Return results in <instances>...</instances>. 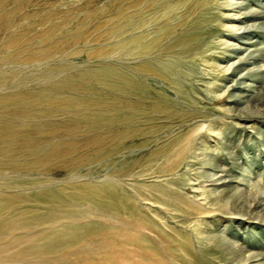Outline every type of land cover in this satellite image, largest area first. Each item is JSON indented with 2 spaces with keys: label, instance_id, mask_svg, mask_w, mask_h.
I'll return each instance as SVG.
<instances>
[{
  "label": "rangeland",
  "instance_id": "1",
  "mask_svg": "<svg viewBox=\"0 0 264 264\" xmlns=\"http://www.w3.org/2000/svg\"><path fill=\"white\" fill-rule=\"evenodd\" d=\"M224 2L0 0V264H264V97L227 92ZM196 158L235 183L202 201Z\"/></svg>",
  "mask_w": 264,
  "mask_h": 264
},
{
  "label": "bare ground",
  "instance_id": "2",
  "mask_svg": "<svg viewBox=\"0 0 264 264\" xmlns=\"http://www.w3.org/2000/svg\"><path fill=\"white\" fill-rule=\"evenodd\" d=\"M249 2L250 0H225L224 2L226 9L229 12H233L225 16V18L229 20V23L233 24L231 26H228V28L231 31L230 32L231 34H229L228 37L237 41L239 44V45L238 44L231 45L234 46L232 52L233 54L236 53L241 54L236 61L230 64L229 71L227 72V74L230 75V77H228L227 79L233 78L232 79L233 85L227 88V92L233 89L240 91L238 95H235L234 97H230L232 98L231 101L236 102L237 104H242L246 102L249 98L250 100L256 103L259 99L261 100V97H264V90H263L264 87L260 88L257 86V84L264 82L261 77L257 78L258 77L257 75L263 74L264 71V69L262 68L263 66L252 67L253 65H256L258 61L260 62L263 61L264 46L258 47L259 44L257 40L259 36L258 25L247 23V19L261 18L263 17V15L261 14L262 12L258 10H253V9L246 10L245 7L249 5ZM255 6H257L258 8L262 7V5L259 6L256 4ZM255 76L257 77L252 78ZM246 80L250 81V83L248 81L246 82ZM251 82L253 83L255 82V85H252ZM248 93H252L253 96L250 97ZM233 114L235 115L234 117L240 119V121L248 120V119L251 120L252 118L258 117L254 115L256 114L255 112H253L248 108L239 109L238 111H235ZM259 117H264V115L263 116L260 115ZM182 139H183L182 142H178L179 144L177 143L172 147L170 146L165 152L166 155L170 154L169 157L175 156L176 158L179 159L177 163L175 164L173 163V166L171 167L172 171L178 169L184 164V162H186V160L189 157L190 150L192 149L191 148L192 144L190 142V139L188 137H184ZM176 148H178L177 152L174 153L173 151H171V149H176ZM200 159L199 160L198 158L195 159V162L197 161L200 162L198 163V166L200 167H198L196 170L197 171L196 177L190 178L193 179V181L192 183L189 184V186H191V188L193 189V193L197 194V196L202 197L201 198L202 201H204V192H206L207 189L206 188L207 186H205L204 183L212 182L213 186L214 184L221 185V188L224 189H229V187L233 183H235L234 180L230 178L227 168H220L219 170H214L212 168H205L206 163L204 162L201 163L202 160ZM230 191L231 190H224V194L222 195L225 197H229L228 194H230ZM238 191L240 190H234L233 193H237Z\"/></svg>",
  "mask_w": 264,
  "mask_h": 264
}]
</instances>
